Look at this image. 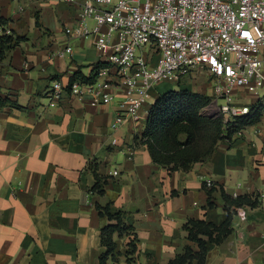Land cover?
Returning <instances> with one entry per match:
<instances>
[{"label": "crops", "instance_id": "0c3cea01", "mask_svg": "<svg viewBox=\"0 0 264 264\" xmlns=\"http://www.w3.org/2000/svg\"><path fill=\"white\" fill-rule=\"evenodd\" d=\"M80 12V5L61 0L0 1L2 24L11 34L0 56V99L8 102L0 107V264H99L105 252L100 232L110 222L97 206L121 213L136 237L134 255L125 257L132 235H115L121 256L108 264H168L186 247L197 251L183 230L188 220L216 226L225 221L218 189L231 197H256L264 190V110L259 122L231 142L218 141L204 162L169 172L135 142L162 95L159 85L139 122L128 118L113 132L110 125L123 112L120 90L111 89L112 101L95 106L70 94L73 74L87 77L100 61L93 35L66 33ZM67 46L71 54L59 56ZM54 81L63 93L49 107L46 95ZM200 87L180 89L203 94ZM238 98L254 105L255 98L242 91ZM91 165L106 181L101 195L92 192ZM207 181L216 189L210 200ZM258 203L242 207L245 217L233 215L231 235L208 247L205 264H264V196Z\"/></svg>", "mask_w": 264, "mask_h": 264}, {"label": "built area", "instance_id": "2783aa9c", "mask_svg": "<svg viewBox=\"0 0 264 264\" xmlns=\"http://www.w3.org/2000/svg\"><path fill=\"white\" fill-rule=\"evenodd\" d=\"M61 1L81 8L77 25L67 29V35H93L99 62L105 64L93 83L70 84V94L88 97L91 106L110 103L111 89L123 94V112L115 115L111 132L128 118L139 122V112L152 103L149 93L158 84H177L201 74L213 97L201 110L203 116L221 118L230 127L252 106L239 102L241 91L255 98L254 105H264V0ZM6 37L11 34L0 16V56L7 47L2 45ZM64 54H71L69 46L59 56ZM62 93L60 82H52L48 106L54 107ZM115 144L111 140L110 145ZM212 186L210 181L205 183L207 189ZM263 196L264 190L256 199ZM242 210L236 213L245 217Z\"/></svg>", "mask_w": 264, "mask_h": 264}, {"label": "trees", "instance_id": "16d2710c", "mask_svg": "<svg viewBox=\"0 0 264 264\" xmlns=\"http://www.w3.org/2000/svg\"><path fill=\"white\" fill-rule=\"evenodd\" d=\"M10 38L6 37L2 45H7ZM105 64L98 62L93 66L91 74L83 76L79 71L71 77L70 84L79 81L81 84L93 83L98 71L104 68ZM210 102V97L202 93L192 92L186 89L169 91L160 95L150 106L145 128L135 142L145 146L152 162L166 168L169 172L181 170L187 172L194 164L204 162L213 153L215 146L220 140L231 142L232 137L242 129L259 122L261 113L264 110L262 105H253L247 115L236 118L230 127H226L220 119H211L201 115V110ZM8 104L0 99V107ZM13 108L18 106L9 103ZM95 185L92 192L101 195L102 184L106 181L96 173L94 165L90 166ZM216 189L207 191L210 196ZM223 203V210L227 217L225 221L216 226L204 220H188L183 230L187 233V240L197 247L194 252L190 247L184 248L181 254H177L168 264H205L208 247L221 244L232 233L230 227L236 209L242 207L256 208L258 201L253 196H228L223 189H218ZM208 207L213 204L208 202ZM99 215H105L110 222L100 232V243L105 252L99 258V264L115 262L121 254L116 251L114 236L132 235L127 243L128 251L125 257L134 255L136 251V237L132 233L133 228L127 226L122 219L121 213L110 214L107 210L96 207ZM130 263V259L126 261Z\"/></svg>", "mask_w": 264, "mask_h": 264}, {"label": "rangeland", "instance_id": "374dc122", "mask_svg": "<svg viewBox=\"0 0 264 264\" xmlns=\"http://www.w3.org/2000/svg\"><path fill=\"white\" fill-rule=\"evenodd\" d=\"M194 83H195V86L196 85H203V87H200L201 90L204 92L203 94L210 97V100L212 101V99H213L212 90L210 88V84L208 83L205 75H203V74H201L200 76L186 77L184 79L179 80L177 84H170V83H165V82L160 83V84H158L159 86L157 85L158 86L157 88L163 91L162 92V95H163L164 93L169 92V91H177L181 87L187 86L189 84L191 85V87H193ZM205 117L211 118V119L217 118V119H220L221 122L223 123V120L221 118L214 117V116H205ZM122 262H126V261H122Z\"/></svg>", "mask_w": 264, "mask_h": 264}]
</instances>
